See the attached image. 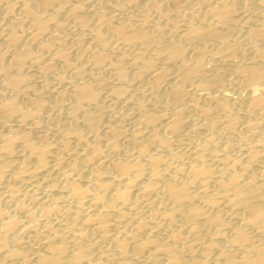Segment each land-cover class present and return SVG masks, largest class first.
<instances>
[{
    "label": "bare ground",
    "instance_id": "obj_1",
    "mask_svg": "<svg viewBox=\"0 0 264 264\" xmlns=\"http://www.w3.org/2000/svg\"><path fill=\"white\" fill-rule=\"evenodd\" d=\"M0 264H264V0H0Z\"/></svg>",
    "mask_w": 264,
    "mask_h": 264
}]
</instances>
